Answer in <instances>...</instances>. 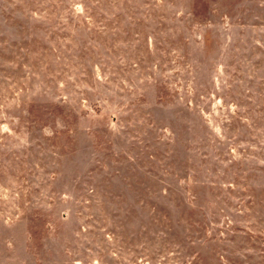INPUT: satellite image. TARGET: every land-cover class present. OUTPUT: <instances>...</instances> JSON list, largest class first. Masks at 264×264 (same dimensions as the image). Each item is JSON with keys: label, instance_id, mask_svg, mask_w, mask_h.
Returning a JSON list of instances; mask_svg holds the SVG:
<instances>
[{"label": "rangeland", "instance_id": "obj_1", "mask_svg": "<svg viewBox=\"0 0 264 264\" xmlns=\"http://www.w3.org/2000/svg\"><path fill=\"white\" fill-rule=\"evenodd\" d=\"M0 264H264V0H0Z\"/></svg>", "mask_w": 264, "mask_h": 264}]
</instances>
